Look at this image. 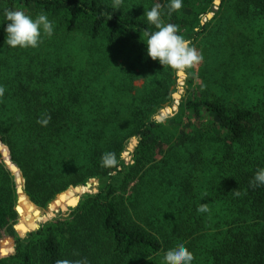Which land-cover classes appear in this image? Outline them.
I'll list each match as a JSON object with an SVG mask.
<instances>
[{"label": "trees", "instance_id": "16d2710c", "mask_svg": "<svg viewBox=\"0 0 264 264\" xmlns=\"http://www.w3.org/2000/svg\"><path fill=\"white\" fill-rule=\"evenodd\" d=\"M153 1L123 0L115 10L114 0H0V21L11 9L33 17L43 12L53 22V35L36 48L3 46L0 24V226L7 233L16 218L24 234L29 219L37 218L31 227L37 228L90 189L77 185L100 183L70 220L46 222L22 238L8 228L0 236V264H164V252L181 242L194 255L192 264H264V185L249 183L264 168V85H248L246 77L232 96L227 62L220 83L203 66L204 83L222 89L182 98L179 112H203L212 124L199 136L192 128L181 131L156 162L155 147L169 143L180 115L169 125L154 118L171 99L176 72L146 54L143 40L155 28L143 13ZM157 3L164 23L177 25L192 44L231 35L232 14L239 25L231 47L248 54L246 42L261 39L245 27L264 21V0H222L210 30L198 18L210 11V0H182L171 15L169 0ZM136 80L142 87L130 103ZM134 136V162L126 164L121 153ZM106 154L114 165H104ZM133 180L134 213L116 198ZM71 185L77 187L65 190ZM48 202L47 209L38 207ZM201 204L209 211L198 212Z\"/></svg>", "mask_w": 264, "mask_h": 264}, {"label": "rangeland", "instance_id": "374dc122", "mask_svg": "<svg viewBox=\"0 0 264 264\" xmlns=\"http://www.w3.org/2000/svg\"><path fill=\"white\" fill-rule=\"evenodd\" d=\"M155 1L157 3V0ZM152 2L154 1L152 0ZM210 2H211L210 11L207 12L206 14H203V13L200 14L198 17L202 24L209 22L207 25L209 30L213 29L214 24H216L218 21L217 12L219 10V6L222 0H210ZM212 8H215L216 11L213 12ZM208 13H212L213 15L216 14L213 20H211L213 16L210 19L207 18ZM230 25L232 26V30H233L231 35H228V34H224V36L217 35V38L212 39V40H210L211 38L204 39V37L201 36L196 41H194L192 46H194L198 50V52L202 56V59L198 63H195L192 66L186 68L183 71L182 75H177V71H175L176 75H175L174 83L170 88L171 99L170 101L165 103L161 108L157 110V112L154 114V118L156 116H160L161 117L160 122H163L166 125H169L167 121H169L170 118L176 116L177 114V115H180L179 125L177 128V131L175 132V135L171 137L169 143H167L166 145L160 146V148L158 146L155 147L154 152H155L156 162L163 158L164 153L167 152V149L171 145L176 144V141L178 140L177 139L178 136H181V137L184 136V134L187 131H189L191 128H192L191 130L192 133L196 132L194 136H199L198 134H201L200 131L203 126H209V124H212L210 117L207 116V114H204L203 112L200 115H195L190 111L180 113L179 104L182 98L200 97V94L204 91H207L212 96L214 90H216L217 88H221V86H218L217 84L214 85L212 83L215 80L216 81L218 80V83L221 82L220 81L221 74L224 72L223 63L227 62V65H229L230 67L228 69L230 71V77H229L230 87L229 88H231L230 93L232 94V96H235L238 94L239 87L245 81L246 77L248 78V85L250 83L255 84V82H258V84L260 85H264V47H263L264 46V21L258 22L257 24H255V22L253 21L251 25H248L245 27L246 33L250 34V36L254 38L257 36L261 37L259 41L257 38H255V40L257 39L255 41L256 43L251 44L250 41L246 42V45L252 48L251 51L248 52V54L241 52V51H237V48H235L234 46L231 47L230 45L233 43L235 29L236 28L238 29V25H239L237 21V17L234 14L230 15L228 18V26ZM75 41L76 43L82 45L84 42V39L77 36L75 38ZM247 46L245 47V49H247ZM237 47L239 49L238 45ZM203 66L206 69L204 71L205 74L208 76V78H210L212 83H209V84L204 83V79L202 78L203 77L202 76ZM187 70H189V72L192 74L191 83L189 81ZM133 87L134 88L132 91V98L131 97L128 98V102L130 103L136 102L138 94H139V90L142 87V80L134 81ZM221 89H220V92H221ZM174 93L178 94L180 98H174L173 96ZM163 111H166V113H163ZM194 128H196V131L194 130ZM199 129L200 131H197ZM181 131H184L185 133L181 135L180 133ZM133 138L136 139V143H133ZM200 141L201 139H198V144L202 143ZM138 142H139V138L137 136L131 137L130 140L126 144L125 149L122 151L121 158L126 164H133L134 156L136 153V146L138 145ZM145 166L147 167L148 164H146ZM195 175L196 177H199L197 174ZM90 182L92 184V187L80 196V199L77 205L68 207V210L66 212L58 211L59 213L54 218L49 219L48 222L50 221L58 222V221L70 220L72 218L73 211L77 208L78 205H80V203H82V201L87 197V195H92L99 190L100 183L98 179H94V178L90 179ZM201 182H203V180H201ZM135 183H136V180L135 181L133 180L127 186L125 191H122V189H118L116 192V198H118L121 202H123L125 207L132 213L134 212H133L132 206L130 205L129 199H130V196L133 193H135V191H137V188H134V190L132 189V186ZM77 186L71 185V186H68L65 190H67L70 187L73 189V187H77ZM94 188L96 189V191L93 190ZM53 200L55 199H52L50 202H52ZM50 202L46 203L44 206H38L36 204L35 205L40 207L41 209H47ZM159 203L160 202H158L157 204L154 203L152 207L159 208L160 206L158 205ZM16 204H17V200L13 203V209L16 207ZM131 204L133 203L131 202ZM148 204L149 202L148 203L145 202V206H143L142 204L144 211H145L146 205ZM160 210H162V207ZM17 222H18V219L10 218V221L8 223L9 224L8 228H10L11 234H14L15 236H18L21 238L25 237L28 233L39 229L44 224V223H41L37 228H31L33 225L37 224L38 220L37 218L29 219L26 223H24L26 228L29 230L24 234H19L18 230L16 229ZM134 222L148 229L146 222L141 221L138 217L134 218ZM8 228H6V230L8 231L7 233H9ZM3 229L5 228L0 226V236H2V238L6 236L7 234V233H4ZM1 257H3L2 251H0V258Z\"/></svg>", "mask_w": 264, "mask_h": 264}, {"label": "clouds", "instance_id": "9594fccd", "mask_svg": "<svg viewBox=\"0 0 264 264\" xmlns=\"http://www.w3.org/2000/svg\"><path fill=\"white\" fill-rule=\"evenodd\" d=\"M123 0H114V9H119ZM182 7V0H169L168 15ZM162 5L155 3L143 15L155 30L146 33V54L152 60H156L162 66H167L177 72H183L186 68L198 63L202 56L198 50L192 46L189 39L179 35V27L172 23H164L162 19ZM6 22V23H5ZM3 31L7 34L4 45L11 48H36L42 43L43 37L53 35V22L48 19L47 14L41 12L35 17L26 14L23 10L5 9L3 13ZM4 87L0 86V96L4 95ZM46 123V121H45ZM105 166L115 164L111 154H106L103 158ZM250 186L259 187L264 185V168H259L250 180ZM239 196L240 193L236 192ZM198 212L209 211L206 204H201ZM193 253L184 243H178L174 247L167 249L163 254L164 264H192Z\"/></svg>", "mask_w": 264, "mask_h": 264}, {"label": "water", "instance_id": "95a60500", "mask_svg": "<svg viewBox=\"0 0 264 264\" xmlns=\"http://www.w3.org/2000/svg\"><path fill=\"white\" fill-rule=\"evenodd\" d=\"M217 3V2H216ZM212 11L214 12V11H216V9L215 8H212ZM213 16V14L212 13H208L207 14V18H211ZM183 74V72H177V75H182ZM173 96H174V98H180V96L178 95V94H176V93H174L173 94ZM156 118V120L157 121H160L161 120V117L160 116H156L155 117ZM133 143H136V139L135 138H133ZM15 169V168H14ZM82 187V186H86L87 188H91L92 187V184H91V182H90V180H88V181H86V183L84 184V185H79V187ZM94 191H96V189L94 188L93 189ZM18 191H21L20 189H18ZM60 194V193H59ZM80 196L81 195H79L78 196V198L76 199V201H72L69 205H62V206H60L59 207V211L60 212H66L67 210H68V207H71V206H75V205H77L78 204V202H79V199H80ZM54 216H55V214H54ZM48 220L49 219H46L43 223H46V222H48Z\"/></svg>", "mask_w": 264, "mask_h": 264}]
</instances>
